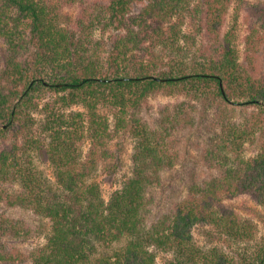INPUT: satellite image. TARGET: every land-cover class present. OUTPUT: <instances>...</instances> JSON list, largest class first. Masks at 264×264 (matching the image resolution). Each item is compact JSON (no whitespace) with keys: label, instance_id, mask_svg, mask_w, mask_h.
I'll use <instances>...</instances> for the list:
<instances>
[{"label":"trees","instance_id":"1","mask_svg":"<svg viewBox=\"0 0 264 264\" xmlns=\"http://www.w3.org/2000/svg\"><path fill=\"white\" fill-rule=\"evenodd\" d=\"M234 2L0 0V204L40 219L32 226L0 211V264H157V251L169 264H264V235L234 256L200 245L192 231L205 223L219 239L250 242L257 224L224 202L251 193L264 207V0L252 7L243 61L236 21L228 26ZM161 90L185 98L151 124L144 104ZM50 92L57 96L45 105L41 135L34 112ZM73 105L87 112L68 113ZM100 105L130 114L119 123L136 139L131 174L107 201L94 179L111 135ZM185 130L202 137L211 175L189 166L186 193L155 217L153 190L182 162ZM35 155L47 157L54 182ZM42 234L28 253L11 243Z\"/></svg>","mask_w":264,"mask_h":264},{"label":"rangeland","instance_id":"2","mask_svg":"<svg viewBox=\"0 0 264 264\" xmlns=\"http://www.w3.org/2000/svg\"><path fill=\"white\" fill-rule=\"evenodd\" d=\"M259 0H235L234 6L230 8L228 14V26L235 23L237 28L238 38L236 45L238 46V55L241 61L246 57V45L245 35L248 32V27L254 22L252 19V7L258 4ZM145 5V3L133 4V13H138L139 10ZM79 6L67 9L69 12H75L79 10ZM73 13V14H74ZM248 16L250 20L248 21ZM191 25H187L185 30H189ZM192 29V27H190ZM111 30V29H110ZM192 31V30H191ZM117 30L112 28V31L105 35L104 38L109 39L110 34L116 33ZM108 44L111 45V41L108 40ZM2 44L0 43V48ZM57 94L50 92L43 98L38 99L39 106L34 112L36 120L35 127L39 134H44L43 124L46 118L45 105L49 102H54ZM185 96L175 91L173 94H169L166 91H157L153 93L144 104L143 115L148 118L151 124H155V121L160 116V110L167 105H174L176 102L184 99ZM58 105V104H57ZM87 112V109L81 105H73L67 109V112ZM97 112L109 122L110 136L107 139L108 153L99 157L97 160V168L94 170V179L100 184L102 194L107 201L111 194L118 188H120L124 180L130 176L133 160L132 154L134 151V145L136 139L133 137L130 131V127L122 128L120 126V119L125 117L130 118V114H123L118 109L111 105H100ZM190 130L180 131L181 142L178 151L182 154V162L175 165L172 169L164 170L161 177V182L157 185L153 194L155 196V205L153 208V214L158 217L161 213L166 211L167 199L171 200L175 196H182L186 192V177L185 170L189 166H196L203 177H209L211 172L201 163L199 157L198 144L203 142L202 137L195 132H189ZM89 135V133H88ZM91 140L89 136L84 139V154L87 155L89 151ZM257 150L255 144H250L247 154L253 155ZM86 157V156H85ZM35 160L39 169L54 182V169L52 168L49 160L46 156L35 155ZM224 204L243 216L251 218L257 224L256 238L250 242L245 243H233L231 241H225V239H219L220 236L216 233L213 226L199 223L193 228V235L197 243L202 246L222 247L227 253L239 256L241 253L250 252L255 248L257 242L260 241L264 235V207L260 204V201L254 197L251 193H243L231 200H226ZM0 211L4 212L8 216L20 218L26 220L32 226H37L40 223L38 216L33 214L32 211L22 208H7L0 204ZM223 238V237H222ZM45 242V235H36L27 241L11 240V243H15L20 249L28 253L35 247ZM157 264H169L171 255L162 251H157ZM11 264H31L29 261L15 262Z\"/></svg>","mask_w":264,"mask_h":264}]
</instances>
